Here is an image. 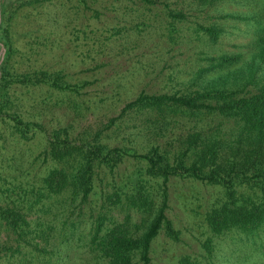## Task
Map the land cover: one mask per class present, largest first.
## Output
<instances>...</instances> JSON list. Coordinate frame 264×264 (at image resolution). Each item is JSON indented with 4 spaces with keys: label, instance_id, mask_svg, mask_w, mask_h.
<instances>
[{
    "label": "rangeland",
    "instance_id": "obj_1",
    "mask_svg": "<svg viewBox=\"0 0 264 264\" xmlns=\"http://www.w3.org/2000/svg\"><path fill=\"white\" fill-rule=\"evenodd\" d=\"M23 9L11 20V66L22 60L21 66L59 69L66 81L84 82L77 92L46 85L10 89L12 96H18L21 109L42 122L46 132L63 126L75 140L90 139L99 132L101 141L110 146L145 152L151 145L185 134L193 129V123L184 115L159 123L147 110H129L118 116L122 105L139 91L186 92L200 85L211 86L217 73L228 70L238 79L240 92L255 89V77L245 70L253 50V18L264 14L260 0H221L212 8L188 0H88L84 5L75 0H44ZM26 10L29 14H24ZM225 13L242 17H223ZM169 22L174 26L170 35L166 28ZM196 22L224 29L211 40L195 32ZM17 50L23 53L19 55ZM219 54L231 62L208 69L205 55ZM198 70L203 71L195 82ZM254 71L264 79V63ZM111 117L115 118L109 122ZM3 126L0 122V184L11 187L5 192L15 199L36 183L37 174L48 166L47 161L33 160L44 147L46 136L42 131L24 141L8 135ZM142 165L141 160L125 156L112 171L100 168L86 200L70 203L66 212L53 206L43 212L38 203L33 204L26 218L35 230L22 236L0 223V264H108L92 248L89 229L98 222L102 228L125 218L140 222L142 212L127 209L118 201L103 200V194L112 191V183L130 190ZM148 181L154 182L152 178ZM166 182L165 213L178 230V239L159 229L150 242V264H177L181 258L188 264H264V226L258 234L249 235L233 228L223 233L209 230L204 214L223 196L219 185L177 177ZM4 194L0 193L2 204L8 199ZM28 194L24 200L31 204Z\"/></svg>",
    "mask_w": 264,
    "mask_h": 264
},
{
    "label": "trees",
    "instance_id": "obj_2",
    "mask_svg": "<svg viewBox=\"0 0 264 264\" xmlns=\"http://www.w3.org/2000/svg\"><path fill=\"white\" fill-rule=\"evenodd\" d=\"M42 1L0 0V44L4 48L0 61V122L8 135L24 141L45 131V128L42 122L21 109L18 96H12L10 89L46 85L77 92L84 85V82L66 81L59 69L27 68L21 66L22 60L16 61L20 63L18 66L10 64L14 47L9 31L14 14L23 8H34ZM75 1L84 5L88 0ZM188 1L206 8L221 2ZM260 6L264 13V0H260ZM28 11L24 14H29ZM222 15L242 17L227 13ZM258 15L253 18V50L248 70H245L249 71L251 78L255 77V89L240 92L242 87L237 85L238 79L228 70L223 74L217 73L210 82L211 86L200 85V88L186 92L139 91L122 105L118 116L129 110H147L159 123L176 121L179 115L186 116L193 123V129L185 134L178 138L171 137L163 144L151 145L145 152H137L128 146H110L101 141L99 132L90 139L75 140L63 126L45 131L46 143L33 160L47 161L48 166L37 174L36 183H32L27 191L15 199L6 193L11 187L0 184V193H5L8 198L5 203H0V223L19 236L35 230L29 227L26 218L30 206L38 203L37 207L43 212H49L51 206L56 211L66 212L70 203L81 204L86 200L93 190V181L100 168L112 171L125 156H129L143 162L142 171L130 183V190L110 184L112 191H105L103 196L106 199L103 200L118 201L127 209L142 212L140 222L125 218L102 228L98 222L89 229L92 248L106 258L108 264H134L135 260L138 264H150V242L159 229L168 237L178 239V230L165 213L168 206L166 181L170 177L195 179L222 188L221 199L212 203L204 214L206 224L213 233H223L233 228L245 235L258 234L264 226V79L255 75L254 68L264 63V14ZM166 28L170 35L174 26L169 22ZM223 29L199 22L194 26L197 34H205L211 40H215ZM17 51L19 55L23 53ZM205 57L209 60L208 69L231 62L223 54ZM198 71L195 82L203 70ZM226 81L229 85H225ZM115 117L109 118V122ZM205 122L207 125L203 126ZM142 173L147 177L141 176ZM148 178L154 182H149ZM27 192L31 204L24 200L28 198H24ZM120 194L124 195L122 199H119ZM38 223L36 220L35 224ZM177 264L188 262L186 258H181Z\"/></svg>",
    "mask_w": 264,
    "mask_h": 264
},
{
    "label": "water",
    "instance_id": "obj_3",
    "mask_svg": "<svg viewBox=\"0 0 264 264\" xmlns=\"http://www.w3.org/2000/svg\"><path fill=\"white\" fill-rule=\"evenodd\" d=\"M3 50H4V48H3V46L0 44V61H1L2 57H3Z\"/></svg>",
    "mask_w": 264,
    "mask_h": 264
}]
</instances>
